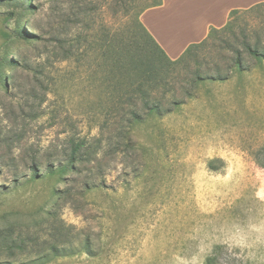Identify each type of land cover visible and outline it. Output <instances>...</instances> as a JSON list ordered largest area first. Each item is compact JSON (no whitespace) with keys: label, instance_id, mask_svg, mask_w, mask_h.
Here are the masks:
<instances>
[{"label":"rangeland","instance_id":"obj_1","mask_svg":"<svg viewBox=\"0 0 264 264\" xmlns=\"http://www.w3.org/2000/svg\"><path fill=\"white\" fill-rule=\"evenodd\" d=\"M154 2L0 0V229L29 247L0 260L57 241L69 254L46 264H264V58L245 54L223 80L177 77L188 93L166 92L172 110L144 113L127 149L91 114L127 83L95 47L131 40ZM238 25L264 48V4ZM223 38L175 73L206 69L226 40L241 48Z\"/></svg>","mask_w":264,"mask_h":264},{"label":"trees","instance_id":"obj_2","mask_svg":"<svg viewBox=\"0 0 264 264\" xmlns=\"http://www.w3.org/2000/svg\"><path fill=\"white\" fill-rule=\"evenodd\" d=\"M161 0H155L154 3L147 7L160 4ZM263 3H258L245 9H233L229 13L227 23L220 27H211L209 29L206 38L199 42L191 43L187 46L184 52L177 58L171 59L163 48L157 43L153 36L148 32L143 23L139 20V16L142 11L138 12V19L136 26L138 32L128 42H122L116 38L115 35L106 37L101 40L95 47L98 53H102L104 56L105 64L113 70L114 68L122 71L125 74L127 83L123 86L121 93L119 88L117 89V96L114 95L112 90V97L108 99L109 106L106 108H91V114L99 119L102 118L99 123L101 132L105 128H110L112 135L118 136L117 141H113L119 148L132 147V142L128 138L131 134V126L136 121L141 120L142 115L151 113L153 111L158 114L168 113L172 109L171 107H165L164 94L166 92H175L178 88L180 91L188 93L182 86L176 87L177 77L184 76L191 78V80H223L226 79L231 72L232 68H242L244 66V55H250L252 57L264 58V48L262 43L257 42L253 44L246 36L240 39L242 33L238 32V21L243 14L251 12ZM145 7V8H147ZM226 34L232 37L236 42H239L241 48L232 45L233 43L227 42L223 47L224 51L218 52V58L216 60L207 63L206 69L197 68L196 70H187L182 73H175L178 65H183L184 69H187L190 61H198L200 52L209 44H213L215 47L219 43L223 42V38ZM240 40V41H239ZM235 42V41H234ZM235 42V44H237ZM62 49L61 60L69 59L75 50V44L62 42L60 45ZM230 52V53H226ZM180 71V70H179ZM191 74V77H189ZM193 78V79H192ZM115 89V87L113 88ZM126 97V98H124ZM139 99V105L135 99ZM176 104L173 101L170 105ZM261 152H263L261 150ZM83 153L81 152V146L75 145L70 151L66 167L68 169H75L78 161L82 159ZM25 242V239L14 237L13 229L4 228L0 229V253L7 250H26L29 248ZM65 242V241H64ZM66 243L55 242L42 251L36 254L33 258L25 261L18 260H0V264H46L52 258L63 257L68 255L65 247ZM37 248V247H36ZM85 250L86 247H83ZM39 251V250H38ZM214 258H208L207 263L213 264Z\"/></svg>","mask_w":264,"mask_h":264},{"label":"crops","instance_id":"obj_3","mask_svg":"<svg viewBox=\"0 0 264 264\" xmlns=\"http://www.w3.org/2000/svg\"><path fill=\"white\" fill-rule=\"evenodd\" d=\"M264 0H161L140 14V21L166 54L175 59L191 43L206 38L211 27L224 26L233 9Z\"/></svg>","mask_w":264,"mask_h":264}]
</instances>
